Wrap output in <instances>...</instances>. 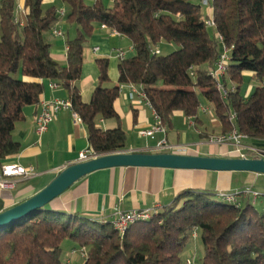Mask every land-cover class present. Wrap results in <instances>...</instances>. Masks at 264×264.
<instances>
[{"label":"trees","instance_id":"1","mask_svg":"<svg viewBox=\"0 0 264 264\" xmlns=\"http://www.w3.org/2000/svg\"><path fill=\"white\" fill-rule=\"evenodd\" d=\"M61 1L67 10L59 17L54 5L44 10L43 0H24L21 25L16 20L17 0H0V162L19 153L21 145L12 137L14 126L26 106L38 104L40 80L45 78L68 89L95 156L125 149L126 133L120 125L102 130L97 121L118 119L114 102L120 85L129 83L142 87L167 129L175 111L198 121L200 93L213 105L220 134L237 129L248 139L264 140V85L240 94L245 71L264 84V0H209L212 15L207 16L215 21L214 32L195 0H113L109 7L103 0ZM61 20L76 27L75 36L66 39L65 65L51 57L48 40ZM102 24L127 37L134 55L119 60L117 85L112 87L104 85L109 81L108 59L97 58L98 85L86 103L76 82L85 44ZM217 34L231 48L222 81L233 82L236 90L226 100L210 74L221 51ZM161 41L174 43L177 49L163 55L156 46ZM215 196L186 189L161 211L150 212L122 233L112 222L46 205L0 228V264H63L65 240L86 251L82 264H186L183 253L197 231L203 255L195 264H264V210L258 212L250 201L242 199L236 206Z\"/></svg>","mask_w":264,"mask_h":264},{"label":"crops","instance_id":"2","mask_svg":"<svg viewBox=\"0 0 264 264\" xmlns=\"http://www.w3.org/2000/svg\"><path fill=\"white\" fill-rule=\"evenodd\" d=\"M54 1L56 0H43V3H53ZM15 13L19 23L23 25L25 20L20 18L26 13L24 0H17ZM207 15H212L210 6ZM209 29L214 30L213 28ZM101 30L104 42L102 40L99 42L102 43V47L95 45L85 48L88 55L85 57V51H83L82 73L76 82L82 100L86 103L90 101L91 95L98 85L99 71L96 61L93 62V59L108 57L110 60L116 59L118 65L119 59L116 57V52L122 50L127 57V54L133 50L132 45L123 48L128 44L127 37L111 35L109 29L101 28ZM49 42L51 57L65 65L66 34L64 33L63 37H56L52 41L49 40ZM117 45L118 47H115ZM94 47L98 48L96 52L93 51ZM109 65V81L110 77L112 80L104 85L112 87L117 85L118 76L116 78L115 68L109 75ZM40 82L43 85V91L38 104L29 105L23 109V118L16 122L12 132L13 139L20 143L21 149L11 160L0 162V166L12 162L26 168L32 167L36 174L25 178H16L12 188L0 189V212L21 203L42 190L63 168L77 162L79 152L89 147L86 125L82 122L75 123L72 112L68 109H62L55 113L48 129L40 136L36 134L34 119L40 111L41 104L55 99L67 100L69 98V91L62 84L46 78L41 79ZM114 107L118 113V119H99L97 125L102 130L112 129L119 125L123 129V120L127 121L130 139L126 135L125 149L121 152H162L155 149L156 141L162 137V134H156L153 139L139 135V131L147 129L153 122V114L149 105L140 101L137 95L130 91L128 84L120 85ZM173 115L183 116L187 125L195 131L191 141H187L189 138L187 135H184L183 143L170 141V130L174 126L171 121L166 133L169 143L187 145L189 148L186 154L212 157L230 156L231 146L207 142L209 135H217L221 132L220 123L216 118L211 119L212 131L208 132L206 123L209 119L203 115L199 116L196 123H194L193 117H186L181 111H175ZM245 143L264 151V140L247 138ZM245 188H250L260 195L254 202L251 195L245 196L243 203L250 201L255 207L257 204L264 206V197H262L264 196V174L157 167H113L89 173L51 201L49 206L67 213L84 215L99 222L111 223L117 209L124 212L132 210L159 212L186 189L202 190L217 195L218 192L241 191ZM73 248L68 251L65 263L82 264L84 258L79 253L72 254Z\"/></svg>","mask_w":264,"mask_h":264},{"label":"built area","instance_id":"3","mask_svg":"<svg viewBox=\"0 0 264 264\" xmlns=\"http://www.w3.org/2000/svg\"><path fill=\"white\" fill-rule=\"evenodd\" d=\"M113 1V0H110ZM64 10H58V16L62 17L64 16ZM17 22L18 19L16 18ZM59 22H57L54 27L51 30V34L56 37H63L64 32L59 27ZM206 26L209 28L215 27V21L213 18H208L205 22ZM101 28L103 29H109L110 34L114 36H119L120 34L109 27H107L105 24L101 25ZM217 38L219 40V43L221 45V51L219 54V57L215 63L214 69L210 71V74L212 77L217 81V88L218 92L222 99L226 100L230 92H234L236 90V87L233 86L230 90L226 88V85L223 83V77L225 76L227 69H228V63L230 58V51L231 48L228 47L224 41L221 35L217 34ZM98 50L97 47L93 48V51L96 52ZM152 52L158 54L159 50L156 48L152 49ZM116 57L119 60H122L125 58V52L122 50H118L116 52ZM54 85V84H53ZM128 87L132 93L137 95L138 99L141 101H144L152 110L153 114V122L149 125V127L145 130L139 131L140 136L149 137V138H155L156 134H162V137L156 141L155 149L157 151H168L173 153H181L186 154L188 150L187 145L183 144H171L168 142L166 138L167 133V127L162 123L161 117L159 114L151 107L149 100L143 91L142 87L139 85H135L132 83L128 84ZM62 109H68L71 110L74 122H81V119L77 112H75L72 108V104L69 99L62 100V99H55L48 102H43L41 104L40 111L36 114L34 119L35 124V132L37 135L43 134L49 126V123L52 121L53 116L55 113H57L59 110ZM205 108H202V111H205ZM235 119V113L233 112L230 117L229 121L233 123ZM247 139V136L243 133H240L237 129H232L228 133L225 134H217V135H209L207 137V142L210 144H217L221 146H231L232 149L229 151V155L237 156V157H245L248 158L250 155H259L262 156L264 154V151L258 149L257 147L247 145L245 143V140ZM96 157L90 147L86 148L85 150L79 152L78 160L77 162L86 161L91 158ZM36 173L32 167H24L22 165H19L17 163H4L0 166V189H7L12 188L15 184L16 178L19 177H29L34 176ZM251 195L253 202L255 199L260 195L258 192L251 190L250 188H245L241 191H230V192H218L217 196L222 199L224 202L234 204L236 206H239L241 204V201L243 197ZM262 210H264V206H262ZM150 216L149 210H132L128 212L120 211L119 209L115 212V218L112 221L113 227L119 231L120 233L124 232L126 228L142 219H146ZM193 236L195 237L196 234L194 233ZM72 254L79 253L82 258L86 257V251L84 249H80L79 251L72 250ZM186 264H195L194 259L186 258L185 259Z\"/></svg>","mask_w":264,"mask_h":264},{"label":"water","instance_id":"4","mask_svg":"<svg viewBox=\"0 0 264 264\" xmlns=\"http://www.w3.org/2000/svg\"><path fill=\"white\" fill-rule=\"evenodd\" d=\"M157 167L197 169L215 172H252L264 174V156H199L173 152H116L75 162L63 168L42 190L28 199L0 212V228L49 205L75 182L89 173L113 167Z\"/></svg>","mask_w":264,"mask_h":264},{"label":"rangeland","instance_id":"5","mask_svg":"<svg viewBox=\"0 0 264 264\" xmlns=\"http://www.w3.org/2000/svg\"><path fill=\"white\" fill-rule=\"evenodd\" d=\"M95 0H85L86 4H92L94 3ZM198 4H201L202 7V11L204 14L205 19H208L207 16V10L209 8V0H195ZM103 4L106 7L111 6V1L110 0H103ZM54 5L55 8L57 10H64L66 12L67 10V5L64 4L61 0H56L53 3H43V9L46 10L49 6ZM21 20H25V16L21 15ZM59 27L60 29L66 34V39L67 37L73 38L75 36L76 33V27L73 24H69L67 23L66 20H61L59 23ZM101 28L100 27H96L94 29V31L92 32L91 36L88 38L87 42H86V46L85 48H89V47H93L95 45H98L100 47H102V43H100L99 41L102 40L104 42L103 39V33H101ZM120 37V36H119ZM54 38V36H49V40L52 41ZM128 44L124 45L123 48L128 47L131 44V41L129 39H127ZM157 48L160 49L161 54L166 55L172 51H174L175 49H177V45H175L174 43H169L166 41H161L159 42L157 45ZM115 47H118L115 46ZM84 50V56L86 57L87 54V50ZM134 55V50H132L131 52H129L127 54V58H130ZM108 58V57H106ZM109 59V58H108ZM116 60V59H115ZM110 60L109 59V75L110 72H113V68H115L116 71V78L118 76V72H117V60ZM93 62H95V59H93ZM111 77H110V81H111ZM109 81V82H110ZM264 84L260 83L259 81H257V79L249 72H244L242 74V80L240 83V94L241 95H247L249 94L255 87L257 86H262ZM233 86H235V84L231 81H229L228 79L226 80V88L228 90H230ZM199 100H200V107L198 109V116L203 115L204 117H207L209 119L208 123H206L207 125V131L210 132L212 131V128L210 127L211 124V119L215 118V113H214V109H213V105L211 103H209L200 93H199ZM202 108H205V111H202ZM194 119V117L192 118ZM171 121L174 123V126L172 128V130H170V134H169V140L170 141H178L179 143H183V137L184 135L189 136L187 141H191L192 137L194 136V129L190 128L187 123L184 121L183 116L181 115H173L171 117ZM127 121L123 120V129L126 132V135L128 137V139H130V132L127 130ZM178 135V137H177ZM178 139V140H177ZM130 141V140H129ZM175 144V143H174ZM206 147V146H205ZM264 197V196H262ZM216 198V197H215ZM256 209L258 210V212H261L262 210V206H260L259 204L256 205ZM69 240H65L62 244V248H63V252H62V261L63 264L65 263L66 259H67V255H68V251L74 247L75 249L79 250L78 247H76L74 244ZM203 255V246H202V241H201V237H200V232L197 231V237L193 238L187 245L184 253H183V258H190V259H198L200 257H202Z\"/></svg>","mask_w":264,"mask_h":264}]
</instances>
